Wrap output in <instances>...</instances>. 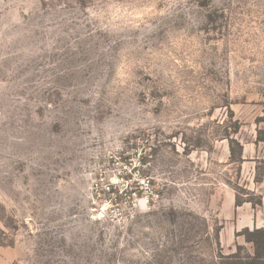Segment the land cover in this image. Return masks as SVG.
<instances>
[{
    "label": "rangeland",
    "instance_id": "obj_1",
    "mask_svg": "<svg viewBox=\"0 0 264 264\" xmlns=\"http://www.w3.org/2000/svg\"><path fill=\"white\" fill-rule=\"evenodd\" d=\"M262 185L264 0H0L9 264H224Z\"/></svg>",
    "mask_w": 264,
    "mask_h": 264
},
{
    "label": "trees",
    "instance_id": "obj_2",
    "mask_svg": "<svg viewBox=\"0 0 264 264\" xmlns=\"http://www.w3.org/2000/svg\"><path fill=\"white\" fill-rule=\"evenodd\" d=\"M231 156L234 158L233 154ZM237 160L239 161L240 158L238 157ZM236 205H239V203H236ZM240 235L244 237L246 243L251 245L252 254L243 256L241 253L242 246L237 245L233 254L221 256L226 261L224 264H264V228H253L252 230L244 228Z\"/></svg>",
    "mask_w": 264,
    "mask_h": 264
},
{
    "label": "crops",
    "instance_id": "obj_3",
    "mask_svg": "<svg viewBox=\"0 0 264 264\" xmlns=\"http://www.w3.org/2000/svg\"><path fill=\"white\" fill-rule=\"evenodd\" d=\"M259 188V195L262 197V206L257 209L242 206L241 214L238 215L239 220L237 219L239 223L241 222V225L238 227L239 229L248 228L252 230L253 228H264V187ZM0 264H9L7 253L0 252Z\"/></svg>",
    "mask_w": 264,
    "mask_h": 264
},
{
    "label": "built area",
    "instance_id": "obj_4",
    "mask_svg": "<svg viewBox=\"0 0 264 264\" xmlns=\"http://www.w3.org/2000/svg\"><path fill=\"white\" fill-rule=\"evenodd\" d=\"M102 183H103V182H102ZM100 188H101L102 191H107V192H108V191L110 190V186L108 185V183H105V184H103V185L101 184V185H100ZM100 211H101V210H100ZM109 212H113V214H116V211H114V210H110ZM103 213H104V214H107V212H105V211H103Z\"/></svg>",
    "mask_w": 264,
    "mask_h": 264
}]
</instances>
